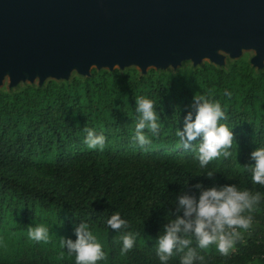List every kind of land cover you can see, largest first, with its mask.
I'll use <instances>...</instances> for the list:
<instances>
[{
    "label": "trees",
    "instance_id": "1",
    "mask_svg": "<svg viewBox=\"0 0 264 264\" xmlns=\"http://www.w3.org/2000/svg\"><path fill=\"white\" fill-rule=\"evenodd\" d=\"M199 95L220 102L227 117L220 123L234 136L233 155L203 169L195 158L198 141L183 149L176 136ZM141 96L153 101L160 125L156 135L144 130L151 140L144 148L132 142ZM85 127L105 136L103 150L88 148ZM257 147H264V72L253 73L240 59L226 69L208 62L174 72L92 68L68 81L1 90L0 264H76L60 238L75 241L80 223L105 253L96 264H161L156 239L182 192L198 195L197 183L236 185L264 197V186L252 181L247 167ZM208 171L214 178L205 176ZM117 212L127 228L107 225ZM254 213L262 222L240 230L244 241L228 256L215 245L197 248L203 264H264V199ZM40 225L49 231L48 242L28 237V227ZM128 232L135 234L134 245L121 254V235ZM180 258L174 250L167 264H180Z\"/></svg>",
    "mask_w": 264,
    "mask_h": 264
},
{
    "label": "water",
    "instance_id": "2",
    "mask_svg": "<svg viewBox=\"0 0 264 264\" xmlns=\"http://www.w3.org/2000/svg\"><path fill=\"white\" fill-rule=\"evenodd\" d=\"M252 48L264 59V0H0V81L38 85L72 68L108 70L133 63L176 67L182 57H231ZM62 77V78H61Z\"/></svg>",
    "mask_w": 264,
    "mask_h": 264
},
{
    "label": "clouds",
    "instance_id": "3",
    "mask_svg": "<svg viewBox=\"0 0 264 264\" xmlns=\"http://www.w3.org/2000/svg\"><path fill=\"white\" fill-rule=\"evenodd\" d=\"M231 96L230 92H225ZM183 118V129L176 131L178 144L183 149H192L197 142L196 156L200 168H205L210 161L221 156L228 159L233 155L234 136L230 129L220 123L227 119L219 101L199 95L193 97V103ZM136 112L139 114L135 125L132 142L141 148L151 144L145 134V129L156 135L159 131L158 115L151 99L143 96L136 98ZM85 144L90 149L103 150L106 138L97 135L94 130L85 127ZM254 163L247 166L251 172L252 181L264 186V147H257L250 154ZM214 171H208L205 176L214 178ZM196 192H182L177 196L174 210H169L171 217L162 228V234L156 239V255L161 264H167L173 252L181 254L180 264H195L204 262V256L199 255L197 248L207 249L215 245L222 256H228L237 241L242 240V232H247L253 226V215L256 206L264 199L261 193H251L239 190L236 185L220 187H203L200 183L192 186ZM247 213V214H246ZM112 230L127 228L128 223L114 213L107 220ZM76 240L60 238V244L67 249L68 254L75 256L76 264H96L105 259V253L96 237L89 231L86 223H80L74 229ZM29 239L36 242H48L49 231L43 225L28 227ZM196 247H191L193 239ZM121 254L129 252L134 245L135 234L128 232L121 235Z\"/></svg>",
    "mask_w": 264,
    "mask_h": 264
},
{
    "label": "rangeland",
    "instance_id": "4",
    "mask_svg": "<svg viewBox=\"0 0 264 264\" xmlns=\"http://www.w3.org/2000/svg\"><path fill=\"white\" fill-rule=\"evenodd\" d=\"M216 53H218L219 55H221V60H222V64L219 65L218 67L222 68V69H226L229 64L234 61V60H237V59H240V60H244L248 63L249 65V68L251 71H253V73L255 74H258L260 72H264V59H263V65L259 68L257 67L256 65H252L250 63V59L255 55V51L254 49L252 48H240V53L238 56L236 57H231L230 54L223 50V49H218L216 50ZM198 63L196 64H193L192 63V60H190L189 58L187 57H182V59L179 60V63L176 65V67H172L170 64H167V65H164V66H161V65H148L146 68H145V72L149 71V70H154L156 72H159V71H168V72H174L175 70L177 69H180V68H184V67H198V66H201L203 63L205 62H208L210 63L209 59L207 57H201L199 58L198 60ZM91 68H94L96 71H101V70H108L105 66H100V67H96L94 65H91L90 66V69ZM118 69L119 71L123 72L125 71L126 69L128 68H134L138 73H141V70L140 68L133 64V63H130V64H127V65H124L122 68H119V66L117 64H114L113 65V69ZM66 77L60 79V80H63V81H68L70 80L71 78H74V77H83L82 75L79 74V72L77 71L76 68H72L70 69L66 74H65ZM46 79H44V81H46L47 79H51L50 77H45ZM34 84H37L38 83V78L37 76L33 79ZM30 83L28 81V79L25 77L23 78H19L17 83L13 86H9V79H8V76L7 74H4L3 77L1 78V81H0V91L1 90H6V91H13V90H18L20 88H22L25 84H28ZM253 215V224L255 225L254 228H257V225L260 224V222H262V219L258 217V214L256 213H252ZM245 233V232H243ZM243 237V236H242ZM241 241H244L243 238ZM237 244V242H236ZM235 244V246H236Z\"/></svg>",
    "mask_w": 264,
    "mask_h": 264
}]
</instances>
